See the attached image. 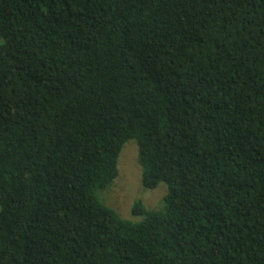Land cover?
<instances>
[{
	"label": "trees",
	"instance_id": "obj_1",
	"mask_svg": "<svg viewBox=\"0 0 264 264\" xmlns=\"http://www.w3.org/2000/svg\"><path fill=\"white\" fill-rule=\"evenodd\" d=\"M0 264H264V0H0Z\"/></svg>",
	"mask_w": 264,
	"mask_h": 264
},
{
	"label": "rangeland",
	"instance_id": "obj_2",
	"mask_svg": "<svg viewBox=\"0 0 264 264\" xmlns=\"http://www.w3.org/2000/svg\"><path fill=\"white\" fill-rule=\"evenodd\" d=\"M118 174L115 179L98 193L100 199L112 206L122 216L133 221L140 215H131L130 206L137 197L148 208L162 207V197L167 191L164 182H159L154 188H144L140 182V166L137 160V145L134 138L127 140L118 156Z\"/></svg>",
	"mask_w": 264,
	"mask_h": 264
}]
</instances>
